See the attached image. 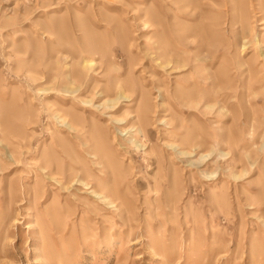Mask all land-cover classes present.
<instances>
[{
	"label": "rangeland",
	"instance_id": "obj_1",
	"mask_svg": "<svg viewBox=\"0 0 264 264\" xmlns=\"http://www.w3.org/2000/svg\"><path fill=\"white\" fill-rule=\"evenodd\" d=\"M0 264H264V0H0Z\"/></svg>",
	"mask_w": 264,
	"mask_h": 264
}]
</instances>
